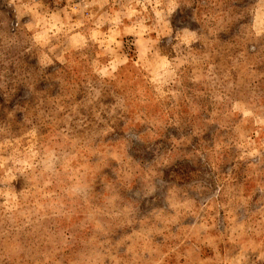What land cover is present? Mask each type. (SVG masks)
Wrapping results in <instances>:
<instances>
[{
  "label": "clouds",
  "instance_id": "obj_1",
  "mask_svg": "<svg viewBox=\"0 0 264 264\" xmlns=\"http://www.w3.org/2000/svg\"><path fill=\"white\" fill-rule=\"evenodd\" d=\"M0 264H264V0H0Z\"/></svg>",
  "mask_w": 264,
  "mask_h": 264
}]
</instances>
